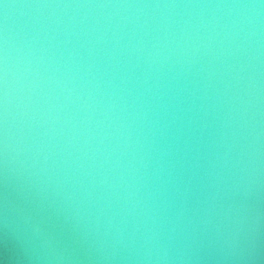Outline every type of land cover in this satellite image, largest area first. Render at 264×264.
<instances>
[{
	"label": "water",
	"instance_id": "95a60500",
	"mask_svg": "<svg viewBox=\"0 0 264 264\" xmlns=\"http://www.w3.org/2000/svg\"><path fill=\"white\" fill-rule=\"evenodd\" d=\"M0 264H264V0H0Z\"/></svg>",
	"mask_w": 264,
	"mask_h": 264
}]
</instances>
